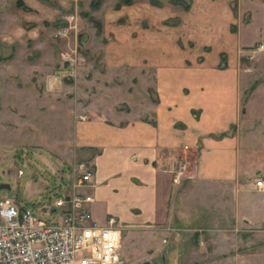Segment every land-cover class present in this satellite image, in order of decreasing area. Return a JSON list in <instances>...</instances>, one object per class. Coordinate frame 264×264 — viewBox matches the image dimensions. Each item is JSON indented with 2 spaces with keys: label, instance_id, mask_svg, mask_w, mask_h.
<instances>
[{
  "label": "rangeland",
  "instance_id": "rangeland-1",
  "mask_svg": "<svg viewBox=\"0 0 264 264\" xmlns=\"http://www.w3.org/2000/svg\"><path fill=\"white\" fill-rule=\"evenodd\" d=\"M101 1L79 2L75 12L69 10L54 19L36 18L20 6L18 14H0V183L7 185L0 188V199L12 198L43 220L59 218L58 207L51 211L53 202L70 185V167L85 161L72 141L74 121L88 114L77 109L79 105L92 104L96 111L112 113L143 103L145 92L149 91V98L154 95L155 68L148 63L102 61V54L114 53L116 47L98 38L106 17L96 13ZM147 1L148 6L190 8L188 0ZM227 3L231 17L226 38L243 44L234 49V66L243 73L244 97H249L255 85L264 86V0ZM121 5L118 0H107L104 9ZM154 18L148 15L143 26L153 28ZM158 21L172 26L179 16L163 15ZM191 46L183 47L199 56L210 50ZM226 51L219 53L220 66L226 65ZM258 159L252 156L249 165ZM187 180L163 179L157 222L116 220L121 228L118 264H264V220H241L234 215V201L229 204L210 185ZM248 208L242 212L248 213Z\"/></svg>",
  "mask_w": 264,
  "mask_h": 264
},
{
  "label": "crops",
  "instance_id": "crops-1",
  "mask_svg": "<svg viewBox=\"0 0 264 264\" xmlns=\"http://www.w3.org/2000/svg\"><path fill=\"white\" fill-rule=\"evenodd\" d=\"M21 1L25 13L54 19L90 0ZM188 1L187 11L148 6L147 0L118 9H104L107 0H102L96 9L106 14L98 38L117 48L103 53L102 61L155 68L154 95L145 92L143 103L112 113L92 104L77 108L88 114L74 121L72 141L92 165L91 186L84 192L93 198L88 208L96 220L112 215L123 224L157 222L158 190L166 177L210 185L226 202L234 201V215L241 220H264V187L256 189L252 182L255 176L264 180V86L255 85L244 97L243 73L234 66V49L243 44L226 38L227 0ZM19 11L16 0H0V14ZM151 14L154 26L147 28L143 21ZM169 14L179 16L176 25L157 22ZM186 44L210 50L199 56L188 53ZM227 49L226 65L220 66L219 53ZM252 156L259 158L254 166ZM245 207L249 214L242 212Z\"/></svg>",
  "mask_w": 264,
  "mask_h": 264
},
{
  "label": "built area",
  "instance_id": "built-area-1",
  "mask_svg": "<svg viewBox=\"0 0 264 264\" xmlns=\"http://www.w3.org/2000/svg\"><path fill=\"white\" fill-rule=\"evenodd\" d=\"M71 182L51 207L59 218L43 220L9 197L0 199V264H118L121 228L112 215L96 220L84 192L91 186L92 165L78 161L70 167ZM177 176L180 171H177ZM256 189L264 180L255 176Z\"/></svg>",
  "mask_w": 264,
  "mask_h": 264
},
{
  "label": "trees",
  "instance_id": "trees-1",
  "mask_svg": "<svg viewBox=\"0 0 264 264\" xmlns=\"http://www.w3.org/2000/svg\"><path fill=\"white\" fill-rule=\"evenodd\" d=\"M121 3V4H129L130 3V0H118V3ZM16 5L17 6H20L22 9H25L27 10L28 7L25 6L23 3H21L19 0H16ZM120 4H116L115 7H118Z\"/></svg>",
  "mask_w": 264,
  "mask_h": 264
},
{
  "label": "water",
  "instance_id": "water-1",
  "mask_svg": "<svg viewBox=\"0 0 264 264\" xmlns=\"http://www.w3.org/2000/svg\"><path fill=\"white\" fill-rule=\"evenodd\" d=\"M6 188L7 187V185L6 184H1L0 183V188ZM142 264H158V263H150L149 261H145V262H143Z\"/></svg>",
  "mask_w": 264,
  "mask_h": 264
}]
</instances>
